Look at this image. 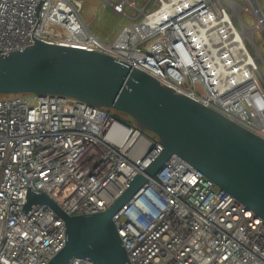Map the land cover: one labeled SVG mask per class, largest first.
I'll return each mask as SVG.
<instances>
[{
	"label": "built area",
	"instance_id": "2783aa9c",
	"mask_svg": "<svg viewBox=\"0 0 264 264\" xmlns=\"http://www.w3.org/2000/svg\"><path fill=\"white\" fill-rule=\"evenodd\" d=\"M103 1L130 20L114 37L90 28L82 0H0V54L36 40L103 53L264 139V0ZM163 150L110 109L0 97V264H48L65 245L52 208L25 210L30 190L69 216L98 213ZM113 221L129 264H264V219L178 155Z\"/></svg>",
	"mask_w": 264,
	"mask_h": 264
},
{
	"label": "water",
	"instance_id": "95a60500",
	"mask_svg": "<svg viewBox=\"0 0 264 264\" xmlns=\"http://www.w3.org/2000/svg\"><path fill=\"white\" fill-rule=\"evenodd\" d=\"M29 93L59 94L121 111L164 145L104 211L69 216L45 193L29 191L26 211L46 205L66 222L65 245L48 264L74 258L129 264L113 216L173 155L264 219V139L153 76L103 53L36 40L0 54V95Z\"/></svg>",
	"mask_w": 264,
	"mask_h": 264
},
{
	"label": "rangeland",
	"instance_id": "374dc122",
	"mask_svg": "<svg viewBox=\"0 0 264 264\" xmlns=\"http://www.w3.org/2000/svg\"><path fill=\"white\" fill-rule=\"evenodd\" d=\"M82 2L81 13L84 21L102 37H114L130 22L128 17H116L112 13V8L103 0H82Z\"/></svg>",
	"mask_w": 264,
	"mask_h": 264
},
{
	"label": "trees",
	"instance_id": "16d2710c",
	"mask_svg": "<svg viewBox=\"0 0 264 264\" xmlns=\"http://www.w3.org/2000/svg\"><path fill=\"white\" fill-rule=\"evenodd\" d=\"M2 96H5V95H0V97H2ZM113 111L115 112V115L118 118H120L121 120L127 122L130 125L137 126L136 123L128 115H126L125 113H123L121 111H115V110H113Z\"/></svg>",
	"mask_w": 264,
	"mask_h": 264
}]
</instances>
